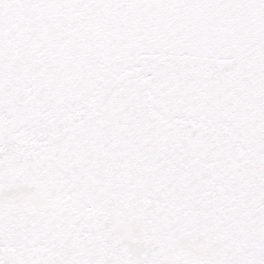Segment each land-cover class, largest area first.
Segmentation results:
<instances>
[{"label": "snow or ice", "instance_id": "snow-or-ice-1", "mask_svg": "<svg viewBox=\"0 0 264 264\" xmlns=\"http://www.w3.org/2000/svg\"><path fill=\"white\" fill-rule=\"evenodd\" d=\"M0 264H264V0H0Z\"/></svg>", "mask_w": 264, "mask_h": 264}]
</instances>
